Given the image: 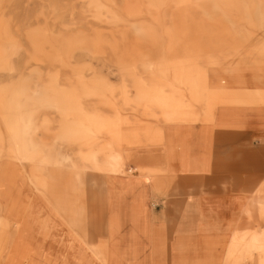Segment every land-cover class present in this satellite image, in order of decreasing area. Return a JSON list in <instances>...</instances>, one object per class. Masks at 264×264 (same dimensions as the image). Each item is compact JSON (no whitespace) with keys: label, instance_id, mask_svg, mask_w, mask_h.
I'll return each instance as SVG.
<instances>
[{"label":"rangeland","instance_id":"rangeland-1","mask_svg":"<svg viewBox=\"0 0 264 264\" xmlns=\"http://www.w3.org/2000/svg\"><path fill=\"white\" fill-rule=\"evenodd\" d=\"M258 116L264 0H0V264H100V172L163 171L180 141V171L205 168L180 185L186 264H226L248 226L228 264H264V212L243 213L264 187ZM81 174L88 243L66 218Z\"/></svg>","mask_w":264,"mask_h":264},{"label":"crops","instance_id":"crops-1","mask_svg":"<svg viewBox=\"0 0 264 264\" xmlns=\"http://www.w3.org/2000/svg\"><path fill=\"white\" fill-rule=\"evenodd\" d=\"M250 114L251 112L246 114L247 127L245 129L227 131H246L250 126ZM258 119L264 126L259 116ZM165 134L167 141L171 142L169 133ZM179 139L182 140V138ZM180 142L177 144L178 149H173L174 146L170 143L164 149L165 160L155 167L163 171H153L154 168L146 167L147 174L138 176L113 175L112 171L100 172L108 177L104 182L105 198L103 200L107 221L106 232L104 231L102 238H99L100 236L99 239L97 238V244L91 243L90 246L100 264H186V249L192 246L185 236L186 216L196 215V213H191L190 206L197 204L198 201L195 197H186L185 190L180 185L185 183L187 177H190L189 174L199 173L205 168L197 170L193 166L195 162L187 161V168L183 172L180 171L181 165L178 158ZM120 172V174L123 173ZM80 176L75 186L77 196H75L74 208L70 215H66V218L81 232L83 241L88 243L90 233L88 228L87 231L85 228V205L79 197L81 196L80 185L83 184L82 174ZM172 178L177 183L178 190L173 192L172 198H166L165 188ZM263 200L264 187H260L250 198V205L243 212L247 222H250V206L264 212ZM249 230L248 226L236 228L233 231L228 242L226 264L230 262L228 258L233 248L234 236L241 233L244 239V234L249 233ZM258 231L255 241L262 237L261 229ZM243 246L248 247L249 245ZM34 261L42 264L38 256Z\"/></svg>","mask_w":264,"mask_h":264},{"label":"bare ground","instance_id":"bare-ground-1","mask_svg":"<svg viewBox=\"0 0 264 264\" xmlns=\"http://www.w3.org/2000/svg\"><path fill=\"white\" fill-rule=\"evenodd\" d=\"M122 153H123V152H122ZM124 160H125V159H124ZM16 161H19V158H18V157H16ZM180 161H182V160H180ZM184 161L187 162L186 160L183 159V162H184ZM108 171H113V170L110 169V170H108Z\"/></svg>","mask_w":264,"mask_h":264}]
</instances>
